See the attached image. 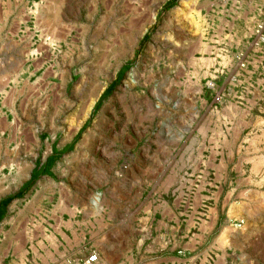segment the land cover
<instances>
[{"label":"rangeland","instance_id":"obj_1","mask_svg":"<svg viewBox=\"0 0 264 264\" xmlns=\"http://www.w3.org/2000/svg\"><path fill=\"white\" fill-rule=\"evenodd\" d=\"M167 1L0 0V40L17 46L9 59L0 48V108L15 117L14 132L0 134V200L17 193L53 146L61 150L72 141L119 70L133 62L72 151L56 162L52 177H40L7 207L0 264H33L31 245L40 248L38 264H59L49 260L57 256L50 234L61 225L78 234L123 223L126 215L134 225L144 211L177 196L174 179L186 172H179L178 158L191 129L195 133L210 117L187 97L198 76L194 68L210 64L208 43L219 38V12L227 0H178L163 12ZM236 1L239 6L250 0ZM251 1L257 10L247 33L253 38L254 26L264 21V0ZM61 12L69 14L67 21ZM25 43L30 49L24 52L19 46ZM263 45L254 41L251 47L260 53ZM234 60L239 70L247 65L242 51L234 52ZM204 83L212 100L215 91L222 95L221 106L226 98L216 79ZM95 197L97 207L90 204ZM256 226L250 235L262 244L257 262L264 264V220ZM246 239L237 237L228 264L254 261Z\"/></svg>","mask_w":264,"mask_h":264},{"label":"crops","instance_id":"obj_2","mask_svg":"<svg viewBox=\"0 0 264 264\" xmlns=\"http://www.w3.org/2000/svg\"><path fill=\"white\" fill-rule=\"evenodd\" d=\"M236 5V0L223 2L219 38L208 43L210 64L194 68L198 76L187 97L210 117L195 133L191 129L184 155L178 158L179 172H186L185 178L174 179L177 196L169 205L161 202L158 210L144 211L134 225L128 215L123 223L78 234L73 226L61 225L59 232L50 234L57 249V256L47 250L50 261L80 264L95 251L104 264H209V259L228 264V250L237 237H246L254 261L239 264H258L262 244L250 234L256 222L264 220V45L257 53L251 47L255 38L247 33L256 2ZM16 47L0 40L4 58L16 54ZM19 47L25 52L30 44ZM235 51L244 52L247 59L242 70L234 60ZM207 78L216 79L226 98L219 107L212 105L205 89ZM14 118L1 106L0 134L14 132ZM39 249L31 245L33 264H38Z\"/></svg>","mask_w":264,"mask_h":264},{"label":"trees","instance_id":"obj_3","mask_svg":"<svg viewBox=\"0 0 264 264\" xmlns=\"http://www.w3.org/2000/svg\"><path fill=\"white\" fill-rule=\"evenodd\" d=\"M177 1L178 0H169V1H167L162 6V11L166 12V11L172 9L173 7H175ZM147 39H148V34H146L143 37V39L141 40L140 44L145 42ZM132 63L133 62H131V64ZM131 64H126L125 66H123L119 70V72L117 74V78L101 94V96L99 97V99L97 100V102L95 103V105H94V107L92 109L90 118L86 121V123L83 125V127L75 135V137L72 139V141L68 145L64 146L61 150H57L56 147L53 146L52 147V154L49 155L46 158V160H45V162L43 164H40L39 161L36 163L35 168L32 170L29 179L20 187V189L17 191V193L0 200V223H1V221L3 220V218H4L5 214H6L7 207L9 206V204L12 201H14L16 199H21L35 185V183L39 180L40 177H42V176L52 177V168L54 167L56 162L64 154L69 153V152L72 151L74 146L77 144L80 135L87 128V126L89 125V123H90L91 119L93 118V116L100 109L103 101L105 99H107L110 96V94L112 93V91L117 87L120 77L125 72L127 67H129V65H131Z\"/></svg>","mask_w":264,"mask_h":264},{"label":"built area","instance_id":"obj_4","mask_svg":"<svg viewBox=\"0 0 264 264\" xmlns=\"http://www.w3.org/2000/svg\"><path fill=\"white\" fill-rule=\"evenodd\" d=\"M254 37L256 44H259L264 41V21L263 22H257V24L254 26ZM241 67H244V65L241 63ZM210 88H214V86L211 84L209 85ZM222 102V95L217 91L213 93V100L212 104L214 106L219 105ZM80 264H104L100 259L98 254L95 251H92L86 259H84Z\"/></svg>","mask_w":264,"mask_h":264},{"label":"bare ground","instance_id":"obj_5","mask_svg":"<svg viewBox=\"0 0 264 264\" xmlns=\"http://www.w3.org/2000/svg\"><path fill=\"white\" fill-rule=\"evenodd\" d=\"M184 2V1H183ZM90 11V10H89ZM88 12V11H87ZM87 14V13H86ZM58 17V16H57ZM59 17L61 18V19H63L64 21H67V18L69 17V14H67L66 12H61L60 14H59ZM38 18V17H37ZM59 18V19H60ZM153 18V17H152ZM144 19V18H143ZM140 23V22H139ZM142 23V22H141ZM77 28V27H76ZM138 28V27H137ZM77 30V29H76ZM81 30V29H80ZM81 32V31H80ZM66 33H68V31L66 32ZM69 33H71V31H69ZM116 43V42H115ZM119 42H117V44H118ZM130 43V42H129ZM122 45H123V43H122ZM208 47V46H207ZM49 48H50V50L51 49H53L52 48V46H50L49 45ZM35 50V49H34ZM120 52V51H119ZM125 52V51H124ZM123 52V53H124ZM30 53V52H29ZM106 54V53H105ZM115 55V54H114ZM105 56V55H104ZM103 56V57H104ZM116 56V55H115ZM112 58V57H111ZM192 65V64H191ZM200 66V65H199ZM202 68V67H201ZM128 79H127V81H129L131 84H133V75L132 74H129L128 75ZM94 86V85H93ZM101 88V87H100ZM121 89V88H120ZM123 89V88H122ZM0 90L2 91V89L0 88ZM101 91V90H100ZM2 92H4V91H2ZM1 93V92H0ZM88 100H90V99H88ZM90 102V101H89ZM92 103V102H91ZM87 105H88V103H86ZM87 105H86V107H87ZM90 108H92V106L90 107ZM156 108L158 109V107L156 106ZM89 109V108H88ZM86 113V112H85ZM83 115H85V114H83ZM88 132V131H87ZM94 134V133H93ZM92 136V135H91ZM87 137L85 136V137H83V141L86 139ZM82 145V144H81ZM77 147H78V145H77ZM100 200H99V198H97V197H95L94 199H92V201H91V203L90 204H92L94 207H97V205L99 204L98 202H99ZM95 209V208H94ZM96 210H98V209H96ZM47 239V238H46ZM56 247V246H55Z\"/></svg>","mask_w":264,"mask_h":264}]
</instances>
